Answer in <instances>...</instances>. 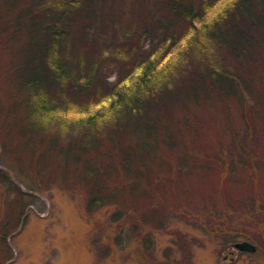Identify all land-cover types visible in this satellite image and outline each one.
<instances>
[{
    "label": "trees",
    "instance_id": "trees-1",
    "mask_svg": "<svg viewBox=\"0 0 264 264\" xmlns=\"http://www.w3.org/2000/svg\"><path fill=\"white\" fill-rule=\"evenodd\" d=\"M117 3L0 0L7 168L39 191L75 181L87 213L115 206L111 242L142 264L174 218L264 246V0Z\"/></svg>",
    "mask_w": 264,
    "mask_h": 264
},
{
    "label": "rangeland",
    "instance_id": "rangeland-1",
    "mask_svg": "<svg viewBox=\"0 0 264 264\" xmlns=\"http://www.w3.org/2000/svg\"><path fill=\"white\" fill-rule=\"evenodd\" d=\"M117 4L118 14L127 17L129 0H118ZM142 8L146 12L149 3L144 2L139 9ZM123 32L120 29L118 43L125 41ZM142 46L149 47V41H144ZM5 59L0 54L1 67ZM118 70V64L112 62L105 66L103 75L114 82ZM11 164L8 157L3 161L0 148V169L24 193L20 196L9 191L7 184L0 183V232L6 234L0 240V264L13 256L9 246L17 253L12 264H142L136 244L121 251L111 242V236L124 228L109 222L115 206L87 213L84 191L75 181L67 179L66 185L51 183L39 191L35 186L32 189L30 179L10 171L7 167ZM235 239L233 244L226 245L192 224L174 218L164 232L152 234L153 254L143 260L147 264H264V246L242 237ZM243 241L252 244L255 251L246 253L233 248L235 243Z\"/></svg>",
    "mask_w": 264,
    "mask_h": 264
},
{
    "label": "water",
    "instance_id": "water-1",
    "mask_svg": "<svg viewBox=\"0 0 264 264\" xmlns=\"http://www.w3.org/2000/svg\"><path fill=\"white\" fill-rule=\"evenodd\" d=\"M21 189H22V187H21ZM233 248L236 249V250H238V251L246 252V253H252V252L255 251V247L252 244H250V243H248L246 241L239 242V243H235L233 245Z\"/></svg>",
    "mask_w": 264,
    "mask_h": 264
},
{
    "label": "flooded vegetation",
    "instance_id": "flooded-vegetation-1",
    "mask_svg": "<svg viewBox=\"0 0 264 264\" xmlns=\"http://www.w3.org/2000/svg\"><path fill=\"white\" fill-rule=\"evenodd\" d=\"M9 249L11 250V252H13V256L10 259H8L5 262V264H12L17 259V257H16V255H17L16 250L13 247L11 248V246H9Z\"/></svg>",
    "mask_w": 264,
    "mask_h": 264
}]
</instances>
